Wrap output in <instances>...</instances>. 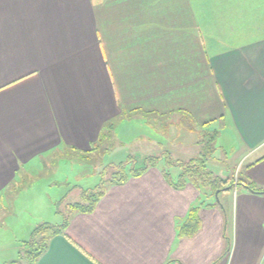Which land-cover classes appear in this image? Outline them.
<instances>
[{
    "label": "crops",
    "instance_id": "0c3cea01",
    "mask_svg": "<svg viewBox=\"0 0 264 264\" xmlns=\"http://www.w3.org/2000/svg\"><path fill=\"white\" fill-rule=\"evenodd\" d=\"M178 115L232 128L264 188V0H0V207L107 122ZM204 191L151 167L71 213L37 264H260L264 194L238 186L230 217ZM196 205L201 227L182 237Z\"/></svg>",
    "mask_w": 264,
    "mask_h": 264
},
{
    "label": "rangeland",
    "instance_id": "374dc122",
    "mask_svg": "<svg viewBox=\"0 0 264 264\" xmlns=\"http://www.w3.org/2000/svg\"><path fill=\"white\" fill-rule=\"evenodd\" d=\"M214 131L217 135L212 141L210 135ZM107 138L114 142L115 147L106 150L105 145L102 151L96 150L89 159L78 154L75 157L72 154L51 155L34 170L23 172L24 180L20 181L15 192L6 195L0 207V264L19 258L25 242L33 238L37 226L61 223L68 213L66 204L80 201L82 188L96 187L106 167L127 160L130 155L141 158L168 151L176 159L188 160L208 150L209 155H205L208 168L223 178L230 177L233 183L235 179H242L252 160L238 145L232 128L223 121L203 125L180 115L160 121L143 116L131 117L116 120ZM164 164V161L160 162L161 166ZM171 172L177 176L180 169L175 167ZM235 194L237 185L230 192L221 191L215 197L208 192L203 197L214 200L220 207L224 204L231 217ZM227 235L230 246H227V239L221 259L232 249L230 230ZM260 264H264V259Z\"/></svg>",
    "mask_w": 264,
    "mask_h": 264
},
{
    "label": "trees",
    "instance_id": "16d2710c",
    "mask_svg": "<svg viewBox=\"0 0 264 264\" xmlns=\"http://www.w3.org/2000/svg\"><path fill=\"white\" fill-rule=\"evenodd\" d=\"M207 124L208 123H206V125ZM113 127V121L104 124L100 136L93 144L92 148L86 152L77 153L78 156L89 159L90 155H93L96 150L102 151V147L105 145L108 146H106V150L114 148V142L109 141L107 138L109 132L113 130ZM214 135H217L216 131L210 135V139L212 141L216 138ZM208 152V150H205L202 155L192 157L188 160L176 159L168 151L160 155H148L141 158L130 155L127 160L114 164L110 168L106 167L102 171L100 182L96 187L82 188L80 190L81 200L66 204V208L68 207V213L92 212L111 185L123 184L130 177L140 176L151 167H159L161 166V161L165 162V166H161L165 178L172 186L178 189H182L186 186V184L191 183L200 190L203 189L210 192L211 195L215 197L216 191L219 193L225 190L230 191L233 189L234 185H237V187H246L253 193L264 194L263 187L248 180L245 176H243L242 179H235V182L233 183L230 177L223 178L216 175L208 168V158L205 156L206 154L209 155ZM175 167L180 169V173L176 176V178L173 177L171 172V169ZM213 205H216V203L214 202L208 206ZM200 209L201 207L199 205L190 207L187 219L179 226L180 236H192L199 231L201 227ZM69 218L70 215H66L62 223H43L37 226L34 229L33 238L25 242L24 250L19 254V258L12 260L8 264H37L40 257L48 249L51 238L55 235L64 233L67 228ZM223 236L226 246L227 239H229L227 238V231H224ZM227 246H230V239Z\"/></svg>",
    "mask_w": 264,
    "mask_h": 264
},
{
    "label": "water",
    "instance_id": "95a60500",
    "mask_svg": "<svg viewBox=\"0 0 264 264\" xmlns=\"http://www.w3.org/2000/svg\"><path fill=\"white\" fill-rule=\"evenodd\" d=\"M217 193H218V192H216V196H217Z\"/></svg>",
    "mask_w": 264,
    "mask_h": 264
}]
</instances>
